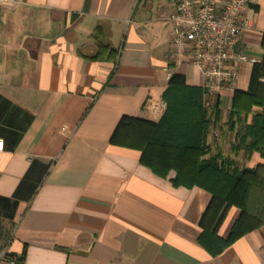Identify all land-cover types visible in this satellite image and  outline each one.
I'll list each match as a JSON object with an SVG mask.
<instances>
[{
	"label": "crops",
	"instance_id": "0c3cea01",
	"mask_svg": "<svg viewBox=\"0 0 264 264\" xmlns=\"http://www.w3.org/2000/svg\"><path fill=\"white\" fill-rule=\"evenodd\" d=\"M174 13L172 0L0 2V264L23 253V264H264V226L212 257L198 239L211 194L155 174L124 132L112 140L123 117L160 120L153 109L169 70L205 96L194 65L169 67ZM246 15L241 49L260 65L264 0ZM255 67L243 63L234 88L216 96L220 118L207 135L211 153L239 168L264 163L235 148L261 108L228 124ZM239 214L230 208L219 234Z\"/></svg>",
	"mask_w": 264,
	"mask_h": 264
},
{
	"label": "trees",
	"instance_id": "16d2710c",
	"mask_svg": "<svg viewBox=\"0 0 264 264\" xmlns=\"http://www.w3.org/2000/svg\"><path fill=\"white\" fill-rule=\"evenodd\" d=\"M255 66L248 92L234 94L228 124L232 128L254 106L260 107L262 111L245 127L235 148L249 153L257 151L264 157V82L259 80L264 76V58ZM203 91L187 85L182 76L172 74L163 96L167 109L160 120L123 117L112 140L124 132L126 138L134 139L128 142L141 149V163L155 174L169 178L174 172L171 181L175 186H198L211 194L198 239L216 257L247 233L264 226V163L239 168L221 152L211 153L207 135L212 125L218 123L221 111L216 100L212 115L209 113ZM232 207L238 208L240 214L227 236H222L219 229ZM24 260L25 253L18 264Z\"/></svg>",
	"mask_w": 264,
	"mask_h": 264
},
{
	"label": "built area",
	"instance_id": "2783aa9c",
	"mask_svg": "<svg viewBox=\"0 0 264 264\" xmlns=\"http://www.w3.org/2000/svg\"><path fill=\"white\" fill-rule=\"evenodd\" d=\"M16 0H0L13 4ZM175 13L168 64L194 65L203 79L204 104L212 115L216 96L225 89L234 88L243 63L256 64L258 59L241 49L243 37L249 28L247 9L254 0H172ZM172 76L168 71L169 80ZM167 102L161 101L153 112L163 115ZM220 137L218 131L213 132ZM236 142L237 138L228 137ZM0 141V150H1ZM13 261H17L16 258Z\"/></svg>",
	"mask_w": 264,
	"mask_h": 264
}]
</instances>
